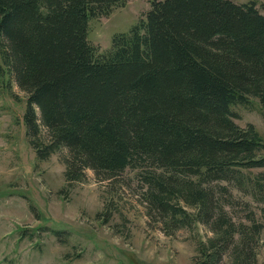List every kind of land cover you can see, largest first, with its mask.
<instances>
[{"label":"trees","instance_id":"obj_1","mask_svg":"<svg viewBox=\"0 0 264 264\" xmlns=\"http://www.w3.org/2000/svg\"><path fill=\"white\" fill-rule=\"evenodd\" d=\"M120 3L0 0V77L26 94L35 157L60 152L67 184L88 169L104 181L137 168L149 223L212 233L192 264H222L225 253L257 264L264 205L262 221L250 209L235 218L232 189L264 203V138L231 106L256 97L264 120V14L254 2L152 0L100 51L89 20Z\"/></svg>","mask_w":264,"mask_h":264},{"label":"rangeland","instance_id":"obj_2","mask_svg":"<svg viewBox=\"0 0 264 264\" xmlns=\"http://www.w3.org/2000/svg\"><path fill=\"white\" fill-rule=\"evenodd\" d=\"M151 1L122 0L108 15L91 18L89 41L100 51L109 49L114 34L145 18ZM232 1L254 2L264 14V0ZM25 105L26 94L5 73L0 77V264H192L198 240L212 234L206 227L167 234L159 223H149L137 168L104 181L88 169L85 180L67 184L60 152L47 160L35 157L23 121ZM231 110L239 126L252 124L264 138L258 98ZM232 194L235 218L250 209L262 221L263 202L237 189ZM252 247L256 263L264 264V229ZM225 254L222 264H231Z\"/></svg>","mask_w":264,"mask_h":264}]
</instances>
